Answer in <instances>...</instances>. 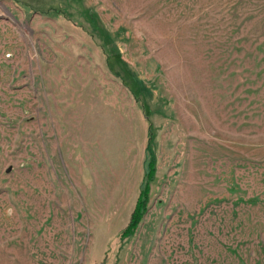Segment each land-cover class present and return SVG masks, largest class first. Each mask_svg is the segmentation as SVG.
I'll return each mask as SVG.
<instances>
[{
	"label": "rangeland",
	"instance_id": "rangeland-1",
	"mask_svg": "<svg viewBox=\"0 0 264 264\" xmlns=\"http://www.w3.org/2000/svg\"><path fill=\"white\" fill-rule=\"evenodd\" d=\"M0 264H264V0H0Z\"/></svg>",
	"mask_w": 264,
	"mask_h": 264
},
{
	"label": "trees",
	"instance_id": "trees-1",
	"mask_svg": "<svg viewBox=\"0 0 264 264\" xmlns=\"http://www.w3.org/2000/svg\"><path fill=\"white\" fill-rule=\"evenodd\" d=\"M151 164H154V161L151 162ZM152 175V171L150 172L149 176ZM146 190H148V186L146 187ZM146 198L147 196H141L133 213L131 216V220L129 225L127 226L124 235H127L134 231L135 228H137L138 224L140 223L144 213L146 212Z\"/></svg>",
	"mask_w": 264,
	"mask_h": 264
}]
</instances>
